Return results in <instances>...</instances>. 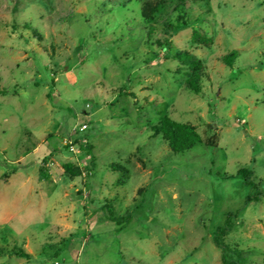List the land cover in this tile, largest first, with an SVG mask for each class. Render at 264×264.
Here are the masks:
<instances>
[{
  "label": "rangeland",
  "instance_id": "374dc122",
  "mask_svg": "<svg viewBox=\"0 0 264 264\" xmlns=\"http://www.w3.org/2000/svg\"><path fill=\"white\" fill-rule=\"evenodd\" d=\"M224 261L264 264V0H0V264Z\"/></svg>",
  "mask_w": 264,
  "mask_h": 264
},
{
  "label": "trees",
  "instance_id": "16d2710c",
  "mask_svg": "<svg viewBox=\"0 0 264 264\" xmlns=\"http://www.w3.org/2000/svg\"><path fill=\"white\" fill-rule=\"evenodd\" d=\"M10 1L12 2L13 6H16L19 0H10ZM159 6L158 5L153 6L152 9L156 12L158 11ZM143 15L147 19H153V14H151V10L149 9V7L146 6L144 7ZM192 43L211 46L214 44V39L212 37H209L207 35L195 31L192 34ZM176 57L180 61L188 62V64L190 65L191 72H190V78L187 79L186 82L187 86L196 94H200L201 87L199 85V82H200V76L202 75L201 62L197 60L195 56L188 53L187 51L177 53ZM233 58H234L233 56L229 55L224 57L223 60L225 62H229L230 59ZM207 127L208 129L211 128V126L209 125ZM156 132L162 133L171 151L176 154L184 153L197 144H204L209 147H216L218 146L219 143V137L217 132L212 134L211 136L203 137L199 134V132L197 131L194 125L177 122L171 119L169 116L163 118ZM118 168H122V166L120 164H113V170H116ZM63 170L67 175H69L72 178L79 177L83 173L82 168L78 166H74L72 163H65L63 165ZM239 174L246 179L247 184L254 186V183L249 180V177L251 175V172L249 170L242 169L239 171ZM252 200L259 201L258 195L249 196L247 198L248 202H251ZM113 221H116L118 224H121L123 223V221L130 222L131 217L128 216L127 218H121L117 220L113 219ZM227 229H228L227 227L219 229L217 231L216 237H220L224 235L225 232H227ZM23 255L26 256L25 254ZM224 262L225 264H227L226 261Z\"/></svg>",
  "mask_w": 264,
  "mask_h": 264
},
{
  "label": "built area",
  "instance_id": "2783aa9c",
  "mask_svg": "<svg viewBox=\"0 0 264 264\" xmlns=\"http://www.w3.org/2000/svg\"><path fill=\"white\" fill-rule=\"evenodd\" d=\"M86 129H87V126H86V125H82V126L80 127L79 130H80V131H84V130H86ZM67 145H71V146H70V149L73 150V147H72V144H71V143L67 142Z\"/></svg>",
  "mask_w": 264,
  "mask_h": 264
}]
</instances>
